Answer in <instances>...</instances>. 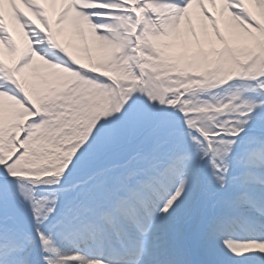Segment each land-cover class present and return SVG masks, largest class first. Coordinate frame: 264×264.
I'll list each match as a JSON object with an SVG mask.
<instances>
[{
    "label": "bare ground",
    "instance_id": "6f19581e",
    "mask_svg": "<svg viewBox=\"0 0 264 264\" xmlns=\"http://www.w3.org/2000/svg\"><path fill=\"white\" fill-rule=\"evenodd\" d=\"M38 34L55 42L54 48L42 49L47 44ZM178 52L183 53L181 60ZM195 52L203 72L191 65ZM211 54L228 55L231 61L221 68L219 61H209ZM257 65L264 66V0H0V91L26 106L39 103L95 117L113 100L114 87H135L142 76L158 75L173 88L169 96L174 99L179 87L205 85L211 72L222 69L229 83H237L245 78L239 77L242 68ZM11 78L22 83V94ZM20 104L0 95V112L8 117L0 123V137L13 135L18 125L38 115ZM146 113L151 114L142 107V122ZM169 138L151 143L121 177L105 182L92 177L88 187L80 185L74 197L79 206L65 208L38 226L42 236L36 235L34 248L17 228L3 224L0 256L26 264H118L102 248L126 243L127 238L114 235L115 223L140 237L131 221L147 223L145 196L156 199L153 209L163 208L143 236L147 241L136 246L142 250L138 261L126 264H162L163 253L168 264H211L224 248L264 252V206L249 201L251 193L264 199V163L256 158L264 152V138H240V150L231 140L220 141L231 147L220 149L218 157L211 141L204 150H192L176 141L178 135ZM21 179L38 187L56 184L51 176ZM85 242L100 247L99 254ZM72 251L84 257L71 259L67 255Z\"/></svg>",
    "mask_w": 264,
    "mask_h": 264
},
{
    "label": "rangeland",
    "instance_id": "374dc122",
    "mask_svg": "<svg viewBox=\"0 0 264 264\" xmlns=\"http://www.w3.org/2000/svg\"><path fill=\"white\" fill-rule=\"evenodd\" d=\"M38 38L46 42L47 45L42 47L44 50L53 49V44H56L47 36L38 34ZM176 55L181 60L183 53L178 52ZM196 55L197 52L190 60L191 65L196 71L203 72L204 64ZM208 59L219 61L221 68L231 61L228 55L218 58L211 54ZM145 66L147 69L152 68L148 64ZM222 74V69L211 72L203 86L179 87V97L174 99L169 96L173 88L160 82L158 75L142 76V80L138 76L141 81L135 87L127 86L124 90L114 87L113 100L107 101L95 117H88L83 111L47 107L39 103L35 108L26 106L22 100L0 91V95L7 94L12 103H21L23 108L38 114L18 125L13 135L0 137V184L9 186L2 223L17 228L28 247L32 245L34 248L36 235L42 236L37 233L40 231L38 226L42 227L65 208L79 206L80 199L74 197L80 185L88 187L86 184L92 177L98 182L121 177L128 163L146 154L151 143L170 141V136L178 135L177 142L192 150L196 147L204 150L211 141L215 149L213 156L218 157L220 149L231 147L228 143L220 144V141L231 140V145L235 146L243 137L263 139L264 66L242 68L239 77L245 78L237 83H229V78ZM10 81L16 89V79L11 78ZM142 107H147L151 112L146 113L143 122L140 118ZM0 113L2 123L8 117L6 114L4 116L2 109ZM190 127H195L199 132L190 131ZM34 147L36 151L32 149ZM234 148L240 150L243 147L236 145ZM209 157V153L204 154L203 164ZM256 158L264 163V152H258ZM46 176H51L52 182L56 184L38 187L21 179ZM126 186H130L129 181ZM254 194L253 197L264 206L263 197ZM165 200H161V203ZM154 202L155 198H142V212L149 216L147 223L139 218L131 221L135 225L133 233L140 237L134 238L120 223H115L114 235L127 238L126 243L120 247L104 244V252L101 253L106 258L118 264H126V260L132 259L138 261V254L142 250L136 246L147 241L143 236L149 234L152 223L163 208L157 206V209H153ZM97 205L102 206L100 203ZM85 245H89L96 254L101 250L100 247L94 248L91 242H85ZM162 245L159 246L164 250ZM165 246L168 249L169 246ZM26 251L24 248L19 250L22 255H28ZM67 256L71 259L84 257L75 251ZM162 258V264H168L165 261L168 258L166 253H163Z\"/></svg>",
    "mask_w": 264,
    "mask_h": 264
},
{
    "label": "snow or ice",
    "instance_id": "6c2138e0",
    "mask_svg": "<svg viewBox=\"0 0 264 264\" xmlns=\"http://www.w3.org/2000/svg\"><path fill=\"white\" fill-rule=\"evenodd\" d=\"M9 197V186L0 184V235L3 233L2 217ZM264 264V252L254 250L251 252L236 253L229 248H224L222 253H216V258L211 264ZM0 264H26L24 261H6L0 256Z\"/></svg>",
    "mask_w": 264,
    "mask_h": 264
}]
</instances>
